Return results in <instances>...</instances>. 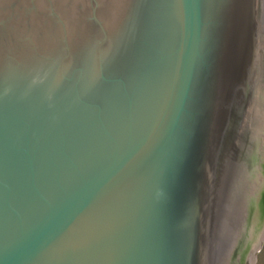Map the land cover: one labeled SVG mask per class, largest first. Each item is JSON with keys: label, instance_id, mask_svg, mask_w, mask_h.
Here are the masks:
<instances>
[{"label": "water", "instance_id": "obj_1", "mask_svg": "<svg viewBox=\"0 0 264 264\" xmlns=\"http://www.w3.org/2000/svg\"><path fill=\"white\" fill-rule=\"evenodd\" d=\"M264 0H0V264H254Z\"/></svg>", "mask_w": 264, "mask_h": 264}, {"label": "rangeland", "instance_id": "obj_2", "mask_svg": "<svg viewBox=\"0 0 264 264\" xmlns=\"http://www.w3.org/2000/svg\"><path fill=\"white\" fill-rule=\"evenodd\" d=\"M254 264H264V241L262 247L258 251Z\"/></svg>", "mask_w": 264, "mask_h": 264}]
</instances>
